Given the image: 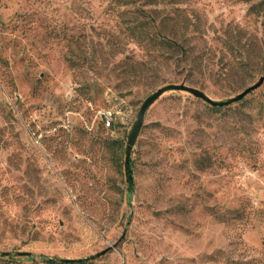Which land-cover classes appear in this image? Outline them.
<instances>
[{
  "label": "rangeland",
  "instance_id": "obj_1",
  "mask_svg": "<svg viewBox=\"0 0 264 264\" xmlns=\"http://www.w3.org/2000/svg\"><path fill=\"white\" fill-rule=\"evenodd\" d=\"M105 3L78 14L71 0H0V264H264V82L217 108L166 90L127 161L153 90L183 81L226 99L264 66L240 79L165 65L124 71L116 62L141 51L129 42L104 52L98 40L119 19ZM178 4L191 8L179 33L200 47L229 21L259 27L248 0ZM69 46L80 65L66 59Z\"/></svg>",
  "mask_w": 264,
  "mask_h": 264
},
{
  "label": "trees",
  "instance_id": "obj_2",
  "mask_svg": "<svg viewBox=\"0 0 264 264\" xmlns=\"http://www.w3.org/2000/svg\"><path fill=\"white\" fill-rule=\"evenodd\" d=\"M92 1L71 0V9L78 14L91 11ZM248 2L247 14L259 23L258 28L253 29L248 23L229 21L221 31L215 32L209 45L200 47L189 42L185 31L179 33L180 28H187L191 19V8L179 5V0H106L103 11L119 17L115 22L117 29H114L117 32L109 33L111 37L113 35L112 38L98 42L104 47V52L116 55L118 52L125 53L121 46L123 43L134 42L139 47L140 56L134 50H129L116 62L118 66H123L124 71L159 70L165 65L192 72L207 69L218 76L240 79L264 66V0ZM109 30L111 32V27ZM121 32L123 37L118 34ZM68 41L79 43L74 36ZM68 50L66 59L69 64L73 67L80 65L82 61L78 58L81 54L70 46ZM86 57L88 56H84V60ZM103 58L104 56L93 55L89 60L97 63L98 59L101 61ZM215 66L220 69L218 73L213 71ZM261 106L264 108V101ZM243 209L235 208L233 218H238ZM65 261H68L66 264H71L72 261L79 260ZM240 263L251 264L253 261L245 260Z\"/></svg>",
  "mask_w": 264,
  "mask_h": 264
},
{
  "label": "water",
  "instance_id": "obj_3",
  "mask_svg": "<svg viewBox=\"0 0 264 264\" xmlns=\"http://www.w3.org/2000/svg\"><path fill=\"white\" fill-rule=\"evenodd\" d=\"M263 82H264V73H262L254 82L246 85L242 90H240L236 94H234V95H232L226 99H216V98L212 97L211 95H209L204 89H202L198 86H195V85L188 84V83L183 82V81L182 82H169V83H166V84L159 86L158 88L153 90L149 95H147L145 97V99L143 100V102H142V104L138 110L137 118H136V120H135V122H134V124H133V126L129 132V136H128L127 161L130 160L131 150H132L133 145L135 144L137 137L139 135V132L143 126L145 113H146L147 108L166 90H169V89L187 90V91H190L191 93L195 94L196 96L203 98L204 100H206L208 103H210L212 105L223 106V105H227V104H230L232 102H235L237 100H240L245 95H247L248 93L252 92L256 88L261 86L263 84ZM107 249L108 248H105L103 251H101L99 253L105 252ZM65 260H81V258H79V259L66 258Z\"/></svg>",
  "mask_w": 264,
  "mask_h": 264
}]
</instances>
